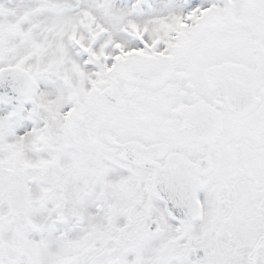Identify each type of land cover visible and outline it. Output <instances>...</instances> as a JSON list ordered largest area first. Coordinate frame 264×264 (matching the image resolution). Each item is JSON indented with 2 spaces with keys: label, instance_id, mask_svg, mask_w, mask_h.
<instances>
[{
  "label": "snow or ice",
  "instance_id": "snow-or-ice-1",
  "mask_svg": "<svg viewBox=\"0 0 264 264\" xmlns=\"http://www.w3.org/2000/svg\"><path fill=\"white\" fill-rule=\"evenodd\" d=\"M0 264H264V0H0Z\"/></svg>",
  "mask_w": 264,
  "mask_h": 264
}]
</instances>
